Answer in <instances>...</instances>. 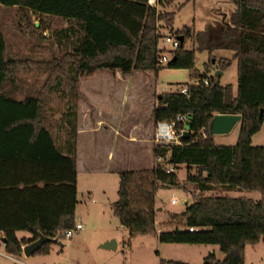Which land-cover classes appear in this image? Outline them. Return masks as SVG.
Returning a JSON list of instances; mask_svg holds the SVG:
<instances>
[{
  "label": "trees",
  "instance_id": "16d2710c",
  "mask_svg": "<svg viewBox=\"0 0 264 264\" xmlns=\"http://www.w3.org/2000/svg\"><path fill=\"white\" fill-rule=\"evenodd\" d=\"M177 1L155 0L154 6L150 0H0V7H18L74 22L63 32L65 38L77 37L73 51L57 64V70L79 95V79L99 71L131 75L133 71L162 69L158 24L163 14L159 9ZM228 1L235 11L224 22H214L206 31L185 29L183 35L177 34L184 41L174 54L175 61L166 67L191 70L193 79H209L195 71L196 54L184 49L188 38L198 44L200 52L230 51L233 56L221 60L218 69L225 72L237 61V92L215 77L208 86L188 85L187 94H162L153 110L155 123H176L177 129H184L180 119L190 117V138H182L181 145L156 146L155 157L163 158V165L156 164L150 171L120 172L118 200L112 206L130 239L154 234L161 243L218 246L224 258L209 254L203 264H245L247 246L264 243V147L252 145L264 122V0ZM218 29L222 37L214 34ZM6 51L0 28V134H20L19 145L0 144V243L5 241L8 255L21 257L23 246L41 236L59 242L60 235L76 224L77 112L69 109V140L59 148L45 125L47 90L21 100L5 92L6 82L18 66L7 58ZM216 115L242 116L235 146L215 143L210 124ZM168 166H186L187 182L202 195L190 192L193 203L184 213L170 216L180 220L185 230L178 227L159 233L157 191L160 186L183 188ZM220 187L259 192L261 199L203 196ZM20 232L32 237L19 239ZM53 244L46 243L35 255H49ZM159 264L188 263L161 260Z\"/></svg>",
  "mask_w": 264,
  "mask_h": 264
},
{
  "label": "rangeland",
  "instance_id": "374dc122",
  "mask_svg": "<svg viewBox=\"0 0 264 264\" xmlns=\"http://www.w3.org/2000/svg\"><path fill=\"white\" fill-rule=\"evenodd\" d=\"M150 2L152 1L150 0ZM155 4L156 2L152 3L154 6ZM159 10L163 14V20L158 24L160 36L158 50L165 52L168 51L163 43L165 36L183 35L185 29H191L193 33L206 31L210 25L215 24L214 22L221 23L230 18L231 13L235 11V5L228 0H193L191 2L178 0L172 6ZM172 17L174 20L170 21ZM71 25H74V22L66 19L39 16L18 7H0V28L6 39V56L18 64L16 73L9 76L6 82L5 92L21 100L27 96H38L47 90L45 125L59 148H62L69 140L70 126L67 113L70 108L77 112V130L79 132L81 123L89 125L91 119L95 121V107L91 105L93 104L91 100H102L105 109L113 108V105H117L115 102L118 99L113 91L120 89L117 86L113 87L115 83L118 84L116 81L118 77L115 76L117 72L99 71L92 77H82L83 90L86 91L85 94L88 98L87 101L81 102L86 111L79 112L81 78L78 84L79 95H75L68 80L57 70V64L73 51V43L77 39V37L68 39L63 35L64 30ZM214 34L217 37L223 36V32L221 33L219 29ZM197 48L198 44L192 39L188 38L185 41L184 49L194 51L196 54L195 71L200 75H207L209 79L216 77L218 68L221 67L219 64L221 60L230 59L233 56L230 51L216 50L210 54L208 51L200 52ZM207 66H211L209 71ZM191 75V70L168 69L166 66L158 72L133 71L132 75L126 78L131 86L130 102L122 111L135 109L139 111L142 122L147 123L152 115L153 104L158 106L159 97L162 94L178 92L182 86L191 85L194 81L199 80L198 78L193 79ZM219 81L222 86L232 85L234 93L237 92L238 67L236 61ZM93 91L94 93L98 92L99 97L95 98V94H91ZM88 109H93V111ZM184 125L186 129L190 127V117H186ZM240 129L241 123H238L230 133L215 135V143L219 146H235L238 142ZM87 130L93 148L96 147L101 153H98V158L91 161L86 167H105L108 163L104 150L112 148L114 136L104 138L102 132ZM84 132H87L86 129ZM81 139V136L78 135L77 145ZM19 142L20 134L10 136L0 134V144L8 143L14 146L19 145ZM252 145L264 147V122L261 130L253 136ZM109 166L112 169L123 171H150L155 167H153L151 157L142 156L132 149L122 152L118 150L114 155V161ZM83 169V165H80L82 176L85 175ZM195 172L193 171V173ZM175 173H177L183 188L160 186L156 196L159 203L155 204L156 215L158 213L157 206H161L163 209L156 220L157 231L160 229L163 232H169L178 227L185 230L184 224L180 220H171L170 216L184 209L187 197H191L190 192H194L197 197L202 195L194 184L187 182L186 166L175 169ZM86 185H93L96 191L95 198L100 196L101 189L104 187L110 197L114 196L113 199H118L119 178L116 180L112 176H109L108 179L98 176L91 183L82 181L81 190ZM211 195H229L234 198H250L255 201L261 199L259 192L226 190L221 187L213 192L203 194V196ZM78 198L76 223H81L85 228L84 231L71 238H65L62 233L61 240L52 245L53 250L48 256L10 257V255H6L5 246L1 244L0 264H159L161 260L203 264L204 258L213 253L210 245L161 243L154 234L140 235L130 239L128 230L115 217L112 206L103 208L95 200L89 202L82 194ZM173 199H176L178 203L173 205ZM136 208L143 209L141 205H136ZM166 218L168 221L162 223ZM167 224L170 227L163 229L162 227ZM107 235H112L113 238L108 242H103ZM19 236H30V234L22 232L19 233ZM112 240H115L118 245L115 250L103 248L106 243ZM215 248L217 256L222 260L224 254L218 246ZM245 264H264L263 242L247 246Z\"/></svg>",
  "mask_w": 264,
  "mask_h": 264
},
{
  "label": "crops",
  "instance_id": "0c3cea01",
  "mask_svg": "<svg viewBox=\"0 0 264 264\" xmlns=\"http://www.w3.org/2000/svg\"><path fill=\"white\" fill-rule=\"evenodd\" d=\"M234 62L235 61H233V63ZM227 71L223 72L222 76H224ZM115 76L118 77V79L116 78V81L118 82V84L115 83L113 87H115V88H116V86L120 87V89H118V90L116 89L113 91V94L118 97V99H116V102H115V104H117V105L116 106L113 105L114 106L113 108L105 109L103 107V101L102 100H96V99L93 100L92 99L91 102L93 104H91V105H93L95 107V121H93L91 119L90 120L91 122L89 125L88 124L82 125V123H81L80 127H79V132H78V135L81 136L82 139L79 140L80 142L77 145V148H78L77 149V169H78V183H77L78 195H77V199L79 201L78 197L80 194H82L83 196H86V198L89 202L95 200L103 208L113 206V204L118 199L117 200L113 199L114 196L110 197L108 194V191H106L104 189V187L101 189L100 196L95 198L96 191H95V188L93 187V185H86L85 187H83V190H81V188H82L81 182L86 181V182L91 183L93 181V179H95V177L100 176V177L108 179L109 176H112L113 179L115 178L116 180H118V178H119V183H120L119 173L122 172L123 170L112 169L109 166L114 161V155L118 150H120L122 152V151L132 149V150H134L135 153H139L142 156L147 155L149 158L151 157V159H153V167L156 165L155 163L157 162V158L155 157V152H154L155 147H156L155 133H156L157 124L155 123V121L153 119V110L157 107V104L156 105L153 104L152 110H151L152 115H151L150 120L147 121V123L142 122V120H141L142 118L139 114V111H137L135 109L129 110V111H122L129 104L130 98H131L130 97L131 95L129 94L131 86L129 85L130 83H128V81H126V78L130 75H124L121 72H117ZM81 81H82V83L80 85V93H81L80 105L81 106H80L79 112L84 113L86 110L82 106L83 103H81V102H84V100L87 101L88 96L85 94L86 91L83 90L84 84H83L82 77H81ZM129 81H130V79H129ZM127 83H128V85H127ZM123 87H125V89H123ZM97 93L98 92L95 91V93H94V91H93V93H91V94H95L94 96L96 98L98 96ZM88 110L93 111V109H88ZM84 129H86L87 132H84ZM87 129H90L93 132L94 131L102 132V135L104 136V138H108V136L112 137V135L114 136V138H113L114 142L111 145L112 148H106L104 150V153L106 154L107 163H108L107 165H105V167H91V166L86 167L91 161H94L96 158H98V153H101V151L99 149H97L96 147L93 148V146H92L93 144L91 143V139H89V137H88L89 131ZM80 165H83V167H84V169H83V171L85 173L84 176L81 175ZM118 190H119V187H118ZM117 195H118V191H117ZM192 203H193L192 197H187V202H186L184 209H182L181 211H179L178 213H175V214L180 215V214L184 213L186 210V207ZM158 204L159 203L156 199V205H158ZM162 209L163 208L161 206H157L158 213L156 215V220H157V217L159 216V213ZM77 214H78V205L76 207L75 222H76V215ZM167 221L168 220L166 218L165 220H163L162 223H166ZM76 224H78V223H76ZM169 227H170L169 224H167V225H164L162 228L164 229V228H169ZM158 232L161 233L163 231H161L159 229ZM20 233H22V232H20ZM17 236L19 239H23V238L29 239L32 237L31 235L20 237L19 233H17ZM112 238H113L112 235H107L104 237L103 242H108ZM2 245H4V244H2ZM0 246H1V244H0ZM210 246H211V251H213L212 254H215L217 259H219V257L216 254L217 250L215 248V245H210ZM24 247L25 246H23V248ZM117 247H118V245H117ZM52 250L53 249L51 247V251ZM6 255L8 256L7 253H6ZM46 256H48V255H46ZM21 257H26V256L23 254ZM219 260H221V259H219ZM167 261H169V260H167Z\"/></svg>",
  "mask_w": 264,
  "mask_h": 264
},
{
  "label": "built area",
  "instance_id": "2783aa9c",
  "mask_svg": "<svg viewBox=\"0 0 264 264\" xmlns=\"http://www.w3.org/2000/svg\"><path fill=\"white\" fill-rule=\"evenodd\" d=\"M151 1H152L150 2L151 4L153 2L155 3V0H151ZM163 43L168 51H165V52L159 51V66L161 67L167 66L172 61V59L174 58L175 52H177L180 46L182 45V42L180 41L179 36H174V35L165 36L163 38ZM199 84H204L208 86L210 84V80L209 79H203V80L199 79L197 81H194L191 85H199ZM178 92L182 94H187L188 86H182V88L178 90ZM185 120H186V117L180 119V121H182L183 124ZM185 131H187V129L185 128V125H184V129H177L176 123H170V124L159 123L157 124V127H156L155 144L156 146H160V147L169 146V145H181V139L183 138ZM203 136L205 137L204 133H203ZM164 162L165 160L163 158L157 159V164L163 165ZM168 170L170 172H175V169L172 166H168ZM177 203L178 202L176 199L172 200L173 205ZM84 229L85 228L82 224L80 223L75 224L74 227L64 232V236L65 238H71L74 235L84 231ZM189 231L193 232L194 229L190 228ZM0 244H4V243H0Z\"/></svg>",
  "mask_w": 264,
  "mask_h": 264
},
{
  "label": "water",
  "instance_id": "95a60500",
  "mask_svg": "<svg viewBox=\"0 0 264 264\" xmlns=\"http://www.w3.org/2000/svg\"><path fill=\"white\" fill-rule=\"evenodd\" d=\"M180 41L183 44V37H179ZM175 59L173 58L171 62H174ZM223 75L222 71H218L216 73V77L217 78H221ZM242 120V116L241 115H216L214 117V119L212 120L211 124H210V133L211 136L214 137L215 135H220L223 133H230L234 127L236 126V124L241 123ZM191 135L190 132V127L187 129V131H185L183 138L184 139H189ZM5 241L3 240V243ZM57 240L51 239V238H47L45 236H41L37 241L26 245L23 248V254L26 257H31L33 255H35L38 251H40L42 249V247L46 244V243H57ZM103 248H107V249H116L117 248V244L115 240H112L109 243H106Z\"/></svg>",
  "mask_w": 264,
  "mask_h": 264
}]
</instances>
